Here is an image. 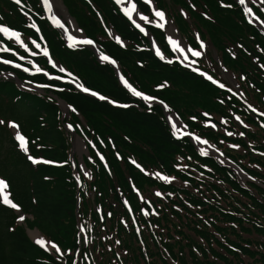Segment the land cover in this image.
Masks as SVG:
<instances>
[{
  "label": "trees",
  "instance_id": "trees-1",
  "mask_svg": "<svg viewBox=\"0 0 264 264\" xmlns=\"http://www.w3.org/2000/svg\"><path fill=\"white\" fill-rule=\"evenodd\" d=\"M24 1L56 62L85 86L129 106H113L70 84L0 63V73L13 70L25 82L59 88L38 93L18 86L14 79L0 78V120L5 121L0 125V176L8 182L12 198L22 211L33 216V220L27 219L28 226L37 227L66 253L72 250L64 255L65 263L59 261L30 239L14 210L0 204V264H72L77 254L78 264H264V186L249 180L242 183L231 167L212 154L201 155L189 138L173 136L160 105L149 109L132 96L120 84L114 67L99 61L90 48L69 49L61 33L43 17L39 0ZM63 1L86 34L121 64L134 86L163 100L192 132L207 139L264 185V155L260 154L264 153V117L247 108L251 103L259 112L264 111V70L256 62L258 58L264 63V34L248 23L235 0H223L232 5L230 8L221 7V0L155 1L191 45L198 47L195 34H199L208 47L199 61L201 68L224 82L219 71L225 67L236 77L242 99L176 62L162 61L152 51L149 38L131 24L113 0ZM137 1L144 12L150 13L149 6ZM190 5H195V10ZM254 8L264 19V11ZM180 9L187 16L181 15ZM0 22L41 41L39 33L28 27L29 20L21 8L10 0H0ZM106 28L128 43L121 47ZM149 28L168 51L165 34ZM2 56L19 61L12 53ZM34 59L50 73L65 75L49 65L46 57L38 55ZM165 82V87L157 88ZM54 95L83 118L75 113L69 118L90 150L84 160L91 178L83 176L80 188L70 162L72 139ZM202 113L209 114L217 129L205 126ZM236 115L243 124L235 120ZM192 116L195 121L190 119ZM221 118L227 123L221 124ZM8 121L19 124L33 157L60 165L32 164L18 148ZM233 144L239 148L230 147ZM97 151L105 157L107 169ZM132 160L146 172L159 171L175 180L168 183L145 175ZM178 164L186 168L181 170ZM132 185L151 201L158 215L143 216L140 209L146 205L132 191ZM155 191L164 195L156 197ZM122 194L138 221L140 235L131 225ZM121 219L129 222L128 228ZM149 224L156 227H147ZM82 237L88 243H82Z\"/></svg>",
  "mask_w": 264,
  "mask_h": 264
},
{
  "label": "snow or ice",
  "instance_id": "snow-or-ice-1",
  "mask_svg": "<svg viewBox=\"0 0 264 264\" xmlns=\"http://www.w3.org/2000/svg\"><path fill=\"white\" fill-rule=\"evenodd\" d=\"M253 3H257L259 2L261 5H264V0H252ZM15 3L21 8V10L23 11V5H22V0H15ZM44 5H48L49 0H43ZM114 3L117 6H120V11L124 14L125 17H127V19L131 22V24L138 29L141 33H145V28L142 26L141 23L137 22V19L134 18V14L136 16H138L139 21L144 22V23H149V24H155V26L157 28H161L163 29L165 27V23H166V14L163 10L158 9L154 6L153 0H143V3L147 6H149L151 8V16L154 17V19L150 18L149 15H144L139 11L138 8V4H137V0H114ZM238 3L240 6H244L246 3V0H238ZM221 7H226V8H230L232 5L231 4H225L223 3V0H221ZM190 7H192L195 10V5H190ZM48 10V9H46ZM262 11H264V8L261 9ZM180 13L183 16H187V13L184 12L183 9H180ZM243 13L246 14V18L247 17H252L253 16V12L252 9L250 7H243ZM24 15L26 17H28V12H24ZM97 15L99 16V13H97ZM201 15L205 16V18H209L207 17L206 13H201ZM29 19H31L29 17ZM253 19H255V17H253ZM253 19H249L248 23H252ZM52 23L58 27L63 29L65 26L63 23H61V21L59 19H57L55 17V15H53L51 17ZM28 27L32 28V29H36L37 31H39V29L37 28L36 23H30L28 25ZM66 31V29H65ZM106 32H108V35L110 37H112L115 42L117 44H119L121 47H124V42L122 41L121 37L118 35H115L113 32L109 31L107 28L105 29ZM0 37H2L3 39H0V52H10L12 53V55L14 56H18V58L20 60H24L25 57L22 55H19L18 52L13 49L12 47L7 46V44H5L4 41H10L13 44H16L19 46V48L23 49L25 52L30 53V55L35 56L38 55L42 52L44 57H49V52L47 48H42L41 44L37 42V40L35 39H31L28 38L30 40L31 45H33L35 47V49L37 51H32V49L29 48L28 43L25 42V39L22 38V33L19 30H16L10 26H7L5 24L0 23ZM195 39L197 42L198 47L197 48H193L191 46L188 45H183L181 41H178L177 39H174L173 36L170 34L167 37V41L168 44H170L172 46V51L174 53H179V55L177 57H175V59L183 64L184 67L190 69L192 72L197 73L201 78L206 79L208 82H210L212 85H216L221 89H225L226 85L224 83H221L220 81H218L217 79H215L213 77V75L208 74L205 71H202L199 66H198V61L199 59L205 55V50H206V44L203 40L200 39V36L198 33L195 34ZM68 40L71 42L69 43V47H73L76 44H81V45H93L94 41L90 38H82V39H77V37L69 35L68 36ZM155 47V45H154ZM261 51H264V49H262ZM155 55L157 57H159L161 60H166V62L168 64H172L173 63V59H168L160 50V48L156 47L155 48ZM235 55V53H233V56ZM99 59L102 62H108L111 63L113 65L116 64V61L114 59H112L109 55L104 54L103 52L99 53ZM49 64H51V66L53 68H57L59 67L52 59H48L47 61ZM256 62L258 63L260 69L264 70V63H260L259 59H256ZM0 63L3 64H9V65H13L15 68H22V70L24 72H30V68L29 67H25L24 65L20 64V63H15L13 60L11 59H3L2 57H0ZM29 64L31 65L32 69H35V73H41L44 72V70L37 66L36 63L32 62L31 60L29 61ZM66 71L65 68L63 67H59V72L64 73ZM226 71V70H225ZM9 75H11V73H9ZM44 75H49V73L44 72ZM69 77H73L72 73H68L67 74ZM53 79H60L61 77H52ZM241 80L245 79V76L241 75L240 77ZM119 80L121 82V84L123 85V87L125 89H127V91L134 97H137L139 99H141L142 101L146 102L148 104L149 109H151V102L156 101V97L146 94L144 91L142 90H138L132 83H130L123 75H119ZM73 82H75V77H73ZM41 87H45V85H40ZM166 86V82L164 84H159L157 85V88H163ZM76 87L81 89L83 92L85 93H89L92 96H98L99 99L101 100H107L108 98L100 95L99 93L95 92V91H91L88 87H85L82 83H77ZM228 92L232 93L233 95H236V92H233V89L231 87H227L226 89ZM238 91V90H237ZM110 103H116V101H109ZM224 101L221 100L220 103H223ZM161 104H163V101H160ZM247 103V102H246ZM121 107L127 108L129 105L127 104H123L120 105ZM69 108H71L72 106L69 105ZM165 107H167L165 105ZM247 108L253 112V113H257L258 110L251 104V103H247ZM73 111H75V109H72ZM202 115L206 118L205 120V126L206 127H212L215 128L216 125L212 124L211 121V117L209 116L208 113H202ZM259 115L264 117V111H260ZM235 120L239 121L241 124H243V120L241 119V117L239 115H236ZM190 119H192L193 121L196 120L195 116H192ZM169 121H172V117H169ZM221 124H226L227 121L224 118H221L219 121ZM8 127H10L11 129H13L14 131V139L17 141V146L18 148L23 151L26 156L27 159L29 161H31L32 164H54L56 162L51 161V160H44L42 158H37V157H33L30 153H29V149H28V139L27 137L22 134L20 127L17 123H15L14 121H8ZM5 124V121L0 120V125ZM184 129H187L186 125L181 126ZM245 127H247V125H245ZM261 127H264V123L261 124ZM171 130H172V135L173 136H188L191 137L194 141H196L197 145H208L209 147H214L212 145H209V142L207 139H202L200 135L198 134H194L190 131H181V128L177 127V123L172 122L171 123ZM228 135H232L233 133L229 132L227 133ZM241 136L244 135V133H239ZM230 147L232 148H239V145H230ZM199 153L203 156H208L209 152L204 148V147H199ZM261 155H264V153H260ZM97 156L99 157V159L101 161L105 160V157L103 155H101L99 152H97ZM117 158L119 159V154H117ZM178 159H182V158H178ZM132 164L135 165V167L137 169H139L142 173H144L145 175H149V176H154L156 179H159L161 181L164 182H168L171 183L172 181L175 180V177L172 176H168V175H164L161 172L157 171V172H146L144 168H142V166L140 164H138L135 160L131 161ZM104 167L107 169L108 165L105 162ZM178 168H180L181 170H184L186 168V165H177ZM83 175L85 177H89V179L91 178L89 176V173L87 171H83ZM80 180L81 177L78 175L76 176V181L77 184H80ZM185 184H187V181H185ZM9 188V184L8 182L3 178L0 177V204H3L4 206H8L12 209L17 210L18 212L20 211V206L15 203L9 196V192L7 191V189ZM132 191L135 192L138 196L139 199L144 201V204L146 205V207H143L140 209V212L143 214V216L145 217H149V216H155L158 215V213L155 211V209L152 208L151 206V201L146 200L139 192V190L135 187V185H132ZM154 195L156 197H162L164 194L161 193L160 191H155ZM167 195H172V193H168ZM124 205L126 208H128L129 211V215L131 217V225L132 226H136L135 227V231L137 232V235H140V227H138V221L136 220L135 216L132 215V210L128 204V201H124ZM97 212H101L100 208L96 209ZM109 217L111 216V213H108ZM101 221L103 220V215H101ZM25 219V216L22 214H18L17 215V220L18 221H23ZM121 224L124 225V227L128 228L129 227V222L121 219ZM147 227H151V228H155V225H147ZM85 231V229L83 227H81L80 232L83 233ZM105 239H108V237H105ZM81 242L82 243H88V240L86 237H82L81 238ZM34 243L36 245H38L39 247L43 248L45 251H49L51 252L53 255H55L58 259H60L61 257H63L64 255L71 253L72 250L69 249L68 253H66L65 251H63L55 242L52 241H46L45 238H43L42 236H40L39 234H37L36 236H34ZM116 245L120 244L119 240L115 241ZM142 243V241H141ZM77 252L79 251V249L76 250ZM120 253H117V256H119ZM85 259H87V257H85ZM72 264H78V262L74 259L72 261Z\"/></svg>",
  "mask_w": 264,
  "mask_h": 264
},
{
  "label": "bare ground",
  "instance_id": "bare-ground-1",
  "mask_svg": "<svg viewBox=\"0 0 264 264\" xmlns=\"http://www.w3.org/2000/svg\"><path fill=\"white\" fill-rule=\"evenodd\" d=\"M249 3V0H246V4H248ZM49 5L51 6V8H52V10L53 11H56L59 15L60 14H64L65 15V19L67 20V21H69L70 22V30H72V31H74L77 35H78V37H80L81 39H82V37H83V34H82V32H81V30L77 27V25L75 24V22L71 19V18H69L67 15V13H66V10H65V8L62 6V4H61V2H59L58 0H49ZM134 18H136L137 19V21H139V18H138V16H136L135 14H134ZM261 25V27L264 29V24H260ZM166 32H167V34L168 35H172L173 36V38L174 39H177L178 41H181L175 34H174V31H173V29H172V27L169 25V23L166 21V23H165V27L163 28ZM182 42V41H181ZM183 44V43H182ZM184 45V44H183ZM170 117H172V121L171 122H175V123H177V127L178 128H181V131H185V129L184 128H182L181 127V122L179 121V119L174 115V114H171L170 115ZM76 145H77V147H83V145L79 142V141H77L76 142ZM83 149H84V147H83ZM37 234H39L38 232H32V237H34V236H36Z\"/></svg>",
  "mask_w": 264,
  "mask_h": 264
},
{
  "label": "rangeland",
  "instance_id": "rangeland-1",
  "mask_svg": "<svg viewBox=\"0 0 264 264\" xmlns=\"http://www.w3.org/2000/svg\"><path fill=\"white\" fill-rule=\"evenodd\" d=\"M169 1V0H168ZM170 2V1H169ZM171 3V2H170ZM250 3L251 4H255V5H257V6H264V5H261L259 2H257V3H253L252 2V0H250ZM168 8H170V7H168ZM172 9V8H171ZM169 20V19H168ZM169 25L172 27V29H173V31H174V34L175 35H179V33L177 32V30H176V28L173 26V24L171 23V21L169 20ZM213 55H214V57L217 59V54H216V52L214 51L213 52ZM220 75H221V77H222V79L224 80V81H226L228 84H230V85H232L235 89H238V84H237V81H236V77L232 74V73H230V72H227V71H225L223 68H221L220 69ZM83 146H84V144H83ZM199 147H204L208 152H209V148H206L205 146H201V145H199L198 146V148ZM84 148H85V146H84ZM85 154H87V150H86V148L85 149H83V147H77V145H76V151H75V156H76V158H78V159H82V157H83V155H85ZM82 171H86L85 170V167L82 165ZM33 227V226H32ZM33 231V230H32Z\"/></svg>",
  "mask_w": 264,
  "mask_h": 264
}]
</instances>
